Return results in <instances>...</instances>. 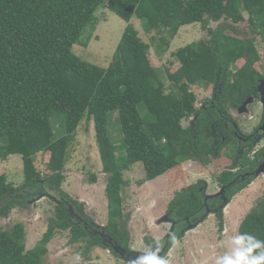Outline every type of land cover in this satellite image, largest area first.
I'll return each mask as SVG.
<instances>
[{
	"label": "trees",
	"instance_id": "16d2710c",
	"mask_svg": "<svg viewBox=\"0 0 264 264\" xmlns=\"http://www.w3.org/2000/svg\"><path fill=\"white\" fill-rule=\"evenodd\" d=\"M101 5L127 23L107 69L85 63L71 52ZM131 20L140 22L144 34H158L159 46L167 47L181 27L191 24L201 25L209 39L174 52L178 64L173 72L163 69L166 84L149 58L156 38L143 42ZM222 20L246 22L251 38L229 35L222 26L209 28L211 22ZM256 38L264 46V0H0V161L20 156L24 177L15 187L0 176V219L15 207L27 208V193L49 189L69 202L61 189L66 151L83 120L93 123L102 171L108 175L107 224L101 227L117 245H127L119 226L125 219L123 174L136 164L142 165L145 181H150L188 161L207 167L226 146L232 164L216 181L231 201L254 182L264 152V147L254 151L262 139L263 116L251 132L253 140L246 142L239 141L242 133L228 116V109L238 108L248 98L260 102L257 86L264 77L254 69L260 61ZM165 51L158 47L155 53L160 57ZM241 59L244 64L234 71ZM191 87L200 88L198 106ZM112 113L122 135L120 154L108 133ZM183 121H189L185 128ZM38 153L49 154L45 175L33 164ZM242 174L244 180L236 181ZM68 205L54 203L46 229L31 249H26L22 224L0 227V264H42L47 244L60 230L69 231L70 244H83V255L104 246L99 236L72 220ZM223 205L221 197L207 199L196 185L177 192L165 212L174 222L167 250L173 246L172 236L177 242L183 237L186 218L194 222L207 207L221 220ZM242 233L264 240V194L244 217L238 228Z\"/></svg>",
	"mask_w": 264,
	"mask_h": 264
},
{
	"label": "rangeland",
	"instance_id": "374dc122",
	"mask_svg": "<svg viewBox=\"0 0 264 264\" xmlns=\"http://www.w3.org/2000/svg\"><path fill=\"white\" fill-rule=\"evenodd\" d=\"M243 15L246 19L247 15ZM131 23L137 28L143 42L149 43L151 37L156 38L153 48L150 49L149 58L152 65L161 70L162 80L166 84L168 83L163 69L168 68V72H173L178 64L172 56L174 52L189 44L209 39L207 31L201 25L191 24L181 27L177 34L170 39L167 47L159 46L158 34L146 35L142 31L139 21L131 20ZM126 26L127 23L101 5L94 14L93 21L84 28L79 40L72 46L71 52L85 63L107 69ZM219 26H222L223 31L229 35L241 39L251 38L246 22L235 25L230 21L222 20L219 23L211 22L209 24V28L212 30ZM255 45L260 61L254 64V69L264 77V46L260 38H256ZM158 47L166 49L160 57L155 53ZM243 64L244 59L238 60L233 70L239 69ZM199 89L190 88L196 96ZM199 96L196 97V106L200 104ZM241 104L238 108L228 109V116L244 135L253 137L251 132L258 127L262 119V104L259 101H254V97L246 99ZM188 122L183 121L182 127H187ZM55 123L58 125V122ZM108 133L116 150H120L122 135L115 113L108 115ZM222 142L225 143V139ZM262 147H264V136L254 151H258ZM120 153V151L117 152V154ZM220 156L219 159L210 161L207 167H203L198 161H188L150 181H145L141 164H136L131 171L124 172L125 185L121 190V210L125 219L119 223V226L121 231L127 235L126 248L128 251H132L133 258L119 254L120 249L115 251L116 254L112 252L113 247H117V242L110 246L101 242L100 239L99 241L105 247L103 245L94 247L89 254L83 255V244L79 242L70 244L71 234L69 231L60 230L47 244V253L42 264H131L147 251L155 250L159 247L157 243L160 240L169 238L173 222L166 221L167 214L165 212L168 203L177 192L196 185L197 190L201 191L207 199L221 197L224 194L216 177L230 168L232 158L226 146ZM48 158V153H38L33 157L36 170L43 175L46 174L45 163ZM260 160L261 157L258 161ZM263 164L264 161L256 169L255 173L258 174H255L256 179L252 184L249 183L239 191L231 201L226 200L220 208L222 211L221 220L216 217L214 213L216 211L206 209V212L204 211L200 217L195 218L194 222L186 221L185 233L175 246L165 251L164 248H160L163 247L160 245L159 251H164L162 256H165L170 264H215L218 256L231 251L229 241L238 234V228L244 217L264 194ZM102 169L93 123L83 120L66 151L65 182L61 189L70 198L69 202L57 192L49 191V189L31 195L27 193L24 201L28 202V209L15 207L8 217L0 219V227L8 229L16 223L22 224L26 233V249H31L45 231L47 222L52 216L51 209L54 203L60 202L69 204L71 213L74 211L80 215L85 213L87 216L85 218L89 222L96 226L97 224L105 226L107 224L105 188L108 175L103 173ZM1 175L5 176L9 184L15 187L21 186L24 181L21 157L11 156L6 161H0ZM90 178H94V180H90ZM26 190L29 192V189ZM82 210L84 212H81ZM78 226L84 230V226L80 222ZM121 251L125 250L121 249ZM77 255H79V260H77Z\"/></svg>",
	"mask_w": 264,
	"mask_h": 264
},
{
	"label": "clouds",
	"instance_id": "9594fccd",
	"mask_svg": "<svg viewBox=\"0 0 264 264\" xmlns=\"http://www.w3.org/2000/svg\"><path fill=\"white\" fill-rule=\"evenodd\" d=\"M177 240L171 237V244L175 246ZM231 251L224 253L216 258L215 264H264V240L255 236L242 233L234 235L229 241ZM159 247L149 250L137 257L131 264H170L165 257L158 255ZM79 260V255H77Z\"/></svg>",
	"mask_w": 264,
	"mask_h": 264
},
{
	"label": "flooded vegetation",
	"instance_id": "af4514ba",
	"mask_svg": "<svg viewBox=\"0 0 264 264\" xmlns=\"http://www.w3.org/2000/svg\"><path fill=\"white\" fill-rule=\"evenodd\" d=\"M259 83V82H258ZM213 93V92H212ZM259 96H256V98H258ZM260 98V97H259ZM260 103V102H259ZM262 107H263V113H262V116H263V121L261 122V125H262V123L264 122V106L262 105ZM233 126H235V127H237L235 124H232V127ZM239 129V128H238ZM241 132V131H240ZM236 133L237 132H232V134L235 136L236 135ZM242 133V132H241ZM242 136H239V141H241V142H246L247 140L248 141H252L253 139L251 138V137H249V136H247V135H244L243 133L241 134ZM251 135H252V133H251ZM262 136H264V133L262 132ZM262 140V139H261ZM261 142V141H260ZM263 161H264V152H263V155L261 156V160H260V165L258 166V168L261 166V164L263 163ZM243 175V174H242ZM242 175H239V176H237L236 177V181H243L244 180V175L242 176ZM223 198H225V191H224V194H222L221 195V199L222 200H224ZM226 199V198H225ZM224 203V202H223ZM206 209H209V208H205L204 209V211L206 212ZM211 211H213L212 209H210ZM81 212H84L83 210L81 211ZM72 216H73V220L76 222V223H81L83 226H84V228H85V230L88 232V233H90V234H94V235H97V236H99V239H100V241L102 242H104L106 245H110V246H113V244H116L115 242V239L110 235V234H107L106 233V230H104V227H101V226H99L98 224H97V226L94 224V223H92V222H89L88 221V219L87 218H85V217H87L86 215H85V213L84 214H78L77 212H72ZM187 222H189V219L188 218H186L185 219ZM173 225V224H172ZM174 226V225H173ZM171 227V229H170V235L172 234V232H173V229H174V227ZM169 235V236H170ZM170 238H167V239H165L164 241V243L163 244H160L159 242L157 243V245H159V247H160V245H162L163 247H160V248H164L165 249V251H167V245H168V243H167V240H169ZM120 247L121 249H124L125 251H127V252H125V251H121V249H120V252H119V254H123L125 257H128V258H133V256H132V251H128L127 250V248L126 247H121L120 245H117V247ZM115 249H114V247H113V249H112V252H114L115 253ZM116 254V253H115ZM164 254V251L163 250H160L159 252H158V255H163Z\"/></svg>",
	"mask_w": 264,
	"mask_h": 264
},
{
	"label": "water",
	"instance_id": "95a60500",
	"mask_svg": "<svg viewBox=\"0 0 264 264\" xmlns=\"http://www.w3.org/2000/svg\"><path fill=\"white\" fill-rule=\"evenodd\" d=\"M257 92L259 93L260 104H262L264 106V79H261L259 81L258 86H257ZM259 130H261L264 133V122L262 123L261 127L259 128ZM263 166H264V164H263ZM263 172H264V170H263ZM256 174H258V173L256 172ZM223 199H224L223 202L225 204L226 199L225 198H223ZM166 221H169L168 217L166 218ZM173 224H174V222H173ZM169 235H168V237H170ZM114 249L117 251V249H121V248L118 246V247H114Z\"/></svg>",
	"mask_w": 264,
	"mask_h": 264
}]
</instances>
